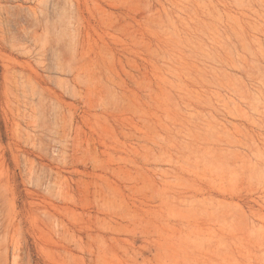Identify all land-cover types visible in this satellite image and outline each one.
<instances>
[{
	"label": "rangeland",
	"instance_id": "rangeland-1",
	"mask_svg": "<svg viewBox=\"0 0 264 264\" xmlns=\"http://www.w3.org/2000/svg\"><path fill=\"white\" fill-rule=\"evenodd\" d=\"M0 264H264V0H0Z\"/></svg>",
	"mask_w": 264,
	"mask_h": 264
}]
</instances>
